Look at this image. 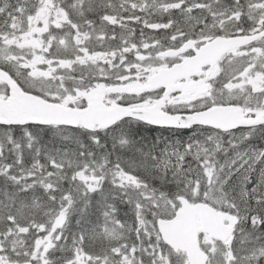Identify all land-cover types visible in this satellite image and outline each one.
Masks as SVG:
<instances>
[{
    "label": "snow or ice",
    "instance_id": "obj_1",
    "mask_svg": "<svg viewBox=\"0 0 264 264\" xmlns=\"http://www.w3.org/2000/svg\"><path fill=\"white\" fill-rule=\"evenodd\" d=\"M0 264H264V0H0Z\"/></svg>",
    "mask_w": 264,
    "mask_h": 264
}]
</instances>
